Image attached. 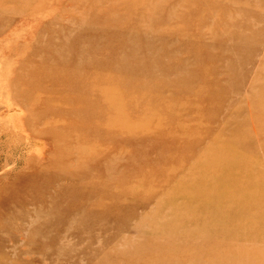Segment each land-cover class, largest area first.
<instances>
[{
  "label": "rangeland",
  "instance_id": "rangeland-1",
  "mask_svg": "<svg viewBox=\"0 0 264 264\" xmlns=\"http://www.w3.org/2000/svg\"><path fill=\"white\" fill-rule=\"evenodd\" d=\"M263 208L264 0H0V264H264Z\"/></svg>",
  "mask_w": 264,
  "mask_h": 264
},
{
  "label": "bare ground",
  "instance_id": "bare-ground-1",
  "mask_svg": "<svg viewBox=\"0 0 264 264\" xmlns=\"http://www.w3.org/2000/svg\"><path fill=\"white\" fill-rule=\"evenodd\" d=\"M105 10V9H104ZM107 11L109 10V9H106ZM106 12V11H105ZM107 13V12H106ZM105 13V14H106ZM112 13V12H111ZM112 15V14H111ZM99 18V17H98ZM107 18V17H106ZM102 19V18H101ZM99 21H100V19H98ZM104 20V19H103ZM108 20L109 19H107V23H108ZM102 21V20H101ZM104 22H106L105 20H104ZM112 22V21H111ZM100 24H101V28L99 27V28H97V33H101L102 34V32H103V30H106V29H108V28H110V26H108V25H110V24H107L106 25V27L105 28H103V23H101L100 22ZM118 26V25H117ZM111 29V28H110ZM96 30H94V32H95ZM98 34V35H99ZM100 34V35H101ZM109 38H111V37H109ZM105 40V39H104ZM112 40V39H111ZM108 41V40H107ZM106 42V41H105ZM104 42V43H105ZM100 43H102L101 44V46H99L100 44H97V42L95 43V50L93 49V54H97L98 56H99V54H108V56H112V47H109V45H107V47L104 45V43H103V41L102 42H100ZM109 44V43H108ZM139 44V43H138ZM76 46H77V44H76ZM104 46V47H103ZM154 47H156V46H154ZM94 48V47H93ZM101 50V51H100ZM78 54V53H77ZM77 54H76V56H77ZM79 55V54H78ZM89 55V54H88ZM105 56V55H104ZM92 57V56H91ZM76 58V57H75ZM79 58V57H78ZM77 58V59H78ZM93 58H95V57H93ZM76 59V60H77ZM96 59V58H95ZM94 59V60H95ZM92 61V62H90V65L91 66H94L95 68H97V70H99V72H102V70H110L111 68H112V63H109V62H104V61H100L101 59H96V61L97 62H95V61ZM109 61V60H108ZM66 66V65H65ZM103 67H105L104 69H103ZM53 68V67H52ZM51 68V69H52ZM77 68H79V70L80 71H82V66H78V67H76V66H73V70L71 71L72 73H73V76L72 77H74V72H75V70L77 69ZM56 69V68H55ZM65 69H69L68 68V65L66 66V68ZM86 69L88 70V68L86 67ZM87 70L86 71H84V73L83 74H85V72H87ZM57 71V70H56ZM91 72H92V70H90ZM110 71H112V69L110 70ZM37 72H39V71H37ZM49 72V71H48ZM57 74H59L58 72H56ZM36 74H39V73H36ZM60 74H62V75H64L63 73H60ZM56 75V74H55ZM50 76V75H49ZM37 77H40L39 75L37 76ZM45 77V76H44ZM50 77H52V79H53V77L54 76H50ZM65 77H66V79H67V77H69V76H67V75H65ZM64 77V78H65ZM41 78V77H40ZM40 78H38V80L40 79ZM109 78V77H108ZM108 78H106V80H105V82H107L108 83ZM58 80H60V79H58ZM70 80V79H69ZM68 80V81H69ZM48 81V80H47ZM50 81V80H49ZM110 81V80H109ZM64 83H66V82H64ZM81 83L83 84L84 83V81H81ZM88 83V82H87ZM62 84V83H61ZM59 86H61L60 84H59ZM36 88V87H35ZM54 88V87H53ZM52 89V88H51ZM34 90H37V88L36 89H34ZM34 90L32 89V93L30 92V91H28V96H26L27 98H28V100H33L32 98V94L34 93ZM46 92H48L49 90H45ZM50 92V91H49ZM27 93V92H26ZM90 93V92H89ZM50 94V93H49ZM93 95V93H92V90H91V96ZM87 96V95H86ZM88 97V96H87ZM86 97V98H87ZM56 98H58V97H56ZM59 99V98H58ZM23 101V100H22ZM59 100H53L52 102H50V103H44V105L42 106V108H44V111L43 112H41L40 114L38 113H35V110L37 109V107H36V105L34 106H32L31 107V109L29 110L30 112H31V115H32V117H30L29 119H27L26 121H25V119H24V123H23V125H29V126H31V128H35V127H38L39 126V124H41V122L45 119V120H47V118H46V116H48V115H50L51 113H53L54 111H55V109H57V108H54L53 106H56V104H55V102H58ZM21 102V101H20ZM23 103V102H22ZM59 104H61V103H59ZM52 105V106H51ZM17 107V106H16ZM25 107V106H24ZM78 109H79V107H78ZM77 109V110H78ZM40 111V110H39ZM38 111V112H39ZM82 113L84 114V115H80L79 113V115H80V117L81 118H83V117H86V115H87V110L86 109H84V108H82ZM87 118V117H86ZM63 120H64V122H62V125L64 126V127H70V122H71V120H70V122H68V120H67V118H62ZM88 119V118H87ZM91 121H93V118H91ZM49 122H53V124L54 123H56V122H59L58 120H52V121H50L49 120ZM60 123H61V121H60ZM68 124V125H67ZM25 128V127H24ZM82 131L84 132V130L83 129H79V130H77V133H74L73 132V134H75V135H80L81 133H82ZM39 133H41V132H39ZM42 134V133H41ZM37 135V134H36ZM43 135V134H42ZM49 135V134H48ZM82 135H84V134H82ZM86 135H93L92 133H90V132H87V134ZM96 136H93V140L96 142V141H98V137L97 136H99L98 134H95ZM39 137H41L40 136V134L38 135ZM88 139L89 140H91L92 138H90V137H87L86 138V141H88ZM111 139V138H110ZM103 143V142H102ZM81 151L83 152V149H81ZM79 152H80V150H79ZM84 154V153H83ZM82 155V154H81ZM80 156V155H79ZM35 157V156H34ZM49 157H47V158H45L46 160H45V162L47 161V162H49V166L51 167L52 165H55L54 163H56V161L55 160H53L52 158H50V159H48ZM80 158H82V157H80ZM83 159V158H82ZM34 160V158H33V156L31 157V161H33ZM79 161H80V159H79ZM78 161V162H79ZM72 162V161H71ZM220 162H224V159L223 158H221L220 159ZM51 163V164H50ZM222 164V163H221ZM46 165H47V163H46ZM65 165V163H63L62 164V166H64ZM30 166V165H29ZM58 166V165H57ZM222 166H227V164L225 165V164H222ZM215 167H217V166H215ZM228 167V166H227ZM85 168V167H84ZM84 168H82L83 170H84ZM88 168V167H87ZM61 169V168H60ZM63 170V169H62ZM62 170H60V172H56V173H54V175L56 174H58L57 176H60L59 174H67L66 172H64V171H62ZM62 171V172H61ZM112 171V170H111ZM53 174V173H52ZM55 175V176H56ZM67 175H69V174H67ZM247 175H249V174H247ZM82 176V175H81ZM110 180V179H109ZM208 180H206L205 182H207ZM198 182V180H196L195 181V183H197ZM201 183V182H200ZM109 186V185H108ZM263 189V188H262ZM232 190V188L231 187H229V186H220V187H218L217 188V192H212L214 195H212V196H210V193L209 192H206V191H204V190H202V191H204L202 194H200V192H199V194H200V196H204L203 198H204V201H203V203H202V205H201V207H202V209H205V211H206V213H210L212 210L214 211V213L215 212H218V211H216V209L218 208L217 206H215V204L220 200V199H224L227 195H229V194H231L233 191H231ZM218 192H221V193H225V195H219V194H217ZM243 192H241V194H242ZM250 194H251V192H249V196H250ZM254 195H257V194H254ZM253 195V197H252V200L250 199V200H248V202H247V206H249V204H252V207H251V209L249 210V214H250V217L253 219V217L255 216V214L254 213H257L258 212V209L254 206L255 205V202L257 201V196H254ZM207 200H208V202H207ZM211 200H214V202H215V204H214V202H211ZM206 201V202H205ZM214 205V206H213ZM227 208V207H226ZM257 209V210H256ZM109 211V210H108ZM261 211H264V208L261 210ZM111 213V212H110ZM242 231H244V230H242ZM251 238V237H250ZM248 239V238H247Z\"/></svg>",
  "mask_w": 264,
  "mask_h": 264
}]
</instances>
